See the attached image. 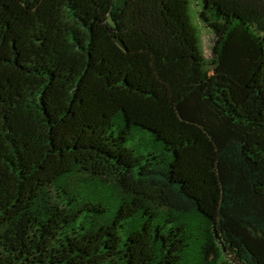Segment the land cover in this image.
Segmentation results:
<instances>
[{"label":"trees","instance_id":"obj_1","mask_svg":"<svg viewBox=\"0 0 264 264\" xmlns=\"http://www.w3.org/2000/svg\"><path fill=\"white\" fill-rule=\"evenodd\" d=\"M0 264H264V0H0Z\"/></svg>","mask_w":264,"mask_h":264},{"label":"rangeland","instance_id":"obj_2","mask_svg":"<svg viewBox=\"0 0 264 264\" xmlns=\"http://www.w3.org/2000/svg\"><path fill=\"white\" fill-rule=\"evenodd\" d=\"M197 2L201 3V0H197ZM192 12L193 14L195 13L193 7H192ZM210 43H211V40L208 34H206V32H202V46H203V50L206 55H209L210 53V49H209Z\"/></svg>","mask_w":264,"mask_h":264}]
</instances>
